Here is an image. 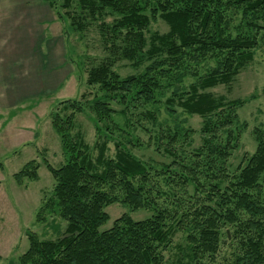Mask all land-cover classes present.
<instances>
[{
    "label": "trees",
    "instance_id": "1",
    "mask_svg": "<svg viewBox=\"0 0 264 264\" xmlns=\"http://www.w3.org/2000/svg\"><path fill=\"white\" fill-rule=\"evenodd\" d=\"M45 1L77 32L99 27L108 57L88 72L87 85L103 94L91 108L104 139H99L95 155L76 131L77 116L84 112L80 102L67 101L53 115L66 163L59 169L47 164L55 184L46 206L66 221V228L56 240L28 232L29 248L19 263L164 264L175 237L185 233L181 264H216L226 244L234 248L230 264H264V133L257 138L256 153L230 174L227 164L236 141L231 126L243 102H227L208 92L231 85L254 62L264 45V0ZM158 21L168 26L167 33L150 30ZM120 62L139 73L122 78L115 69ZM189 77L198 83L187 88ZM163 100L172 117L180 110L203 119V146L188 158L173 145L165 146L173 160L158 170L133 154L131 149L143 144L114 118ZM145 116L156 124L155 114ZM175 131L171 143L188 137L179 125ZM115 132L123 139L117 141ZM127 137L133 140L125 143ZM110 142L115 157L107 155ZM38 170L37 162H31L15 179L36 180ZM159 181L173 196L163 206ZM118 203L132 212L149 210L152 216L135 221L124 214L100 232L110 219L106 208Z\"/></svg>",
    "mask_w": 264,
    "mask_h": 264
},
{
    "label": "rangeland",
    "instance_id": "2",
    "mask_svg": "<svg viewBox=\"0 0 264 264\" xmlns=\"http://www.w3.org/2000/svg\"><path fill=\"white\" fill-rule=\"evenodd\" d=\"M48 18L41 24L45 42L40 52L47 59V42L57 36L64 40L66 64L53 66V63L46 61L45 68L56 72L58 77L59 74L66 75L64 82L59 86H56V81L47 84V81L41 80L40 75L36 73L29 75V70L23 69L25 62L20 60V50L15 49L13 42L10 48H6L3 43L1 50L6 62L5 67L17 71L12 76L5 75L8 79L2 80L3 91L18 89L21 93L28 82L31 86L32 81L35 83L37 76L41 85L39 89L43 90L37 95L33 93L19 97L18 94L15 105L0 106V264H20V257L29 248L28 232L37 234L41 240H56L63 235L66 228V221L48 210L46 206L52 197L55 184L47 164L59 169L66 163L60 137L52 126L53 115L60 111L67 101L80 102L84 112L77 116L76 131L83 134V138L95 155L100 140L104 139L97 130L101 124L98 123L91 108L92 101L103 94L99 93L98 88L87 85L88 72L108 57L101 43L99 27L93 24L86 31L77 32L71 27L68 18H59L55 11H52ZM108 22L111 23V19ZM235 24L238 25L239 21L237 20ZM150 30L160 34L169 31L168 26L162 21L153 23ZM214 65L210 63V67ZM192 68L195 69V66ZM115 69L122 78L139 73L127 62L118 63ZM202 71L200 74L203 75ZM5 73L3 72V75ZM197 83L196 78L189 77L185 81V86L188 88ZM208 92L215 98H224L227 102H243L237 108L236 119L231 126L236 141L235 150L228 160L227 171L235 174L244 158L256 153L257 138L260 133H264V45L257 51L254 62L247 66L231 85L220 86ZM113 106L117 112H121V107L115 104ZM147 112L156 115V124L145 116ZM114 122L123 129L128 127L127 133L143 144V147L132 148L133 154L149 166L156 165L158 170H161V164L171 163L173 160L164 152L165 146L173 145L174 150L179 155L184 154L185 158L203 146L201 134L203 119L198 116L191 117L180 110L177 111V117H172L167 113L164 100L159 106L142 107L135 111L130 109L127 116L118 115L114 118ZM132 125L135 126L134 129H131ZM176 125L186 129L189 134L187 138H179L171 143V139L175 136ZM114 136L117 141L123 139L116 132ZM158 138L161 139L160 143L157 142ZM129 139L133 140L127 137L125 143ZM108 147L107 155L115 157L114 142H110ZM31 162H37L39 165L38 179H25L22 183H17L15 175ZM262 185L261 199L264 204V179ZM159 188L163 191V198L159 201L163 206L165 200L170 202L173 196L169 194V188L163 181H159ZM106 212L110 219L100 228V232L111 229L114 222L124 214L130 215L135 221L152 216L149 210L132 212L129 207L119 203L107 207ZM186 237L185 233H179L175 237L171 247L164 254V264L183 262V253L187 247ZM233 253L234 248L230 244L224 245L221 254L216 258V264H230Z\"/></svg>",
    "mask_w": 264,
    "mask_h": 264
},
{
    "label": "crops",
    "instance_id": "3",
    "mask_svg": "<svg viewBox=\"0 0 264 264\" xmlns=\"http://www.w3.org/2000/svg\"><path fill=\"white\" fill-rule=\"evenodd\" d=\"M52 9L45 0H0V106L4 104L5 107H11L16 103V97L24 95L39 94L43 89L40 85V79L37 76L36 81L27 83V87L19 90L1 89L2 80H7L5 77L12 76L17 71L15 69H7L6 62L2 56L3 43L6 48L14 44L15 49L20 50V60L25 62L24 70H29V75L36 73L40 75L41 80H46L47 84L55 83L56 86L64 82L65 74L59 77L56 72L45 70L46 61L53 63V66L66 64V53L64 50V40L60 37L47 42L48 49L47 59L42 56L40 49L44 45L43 32L41 24L48 20ZM30 64V67H29ZM45 71V72H44ZM3 72H6L3 75ZM45 73V76L43 75ZM40 73V74H39ZM59 73V72H58ZM3 75V76H2ZM18 75V74H16ZM45 77V78H44ZM2 98V101H1ZM11 99V100H10ZM4 100V102H3ZM2 167V166H1Z\"/></svg>",
    "mask_w": 264,
    "mask_h": 264
}]
</instances>
